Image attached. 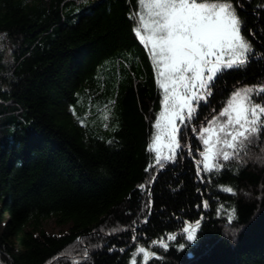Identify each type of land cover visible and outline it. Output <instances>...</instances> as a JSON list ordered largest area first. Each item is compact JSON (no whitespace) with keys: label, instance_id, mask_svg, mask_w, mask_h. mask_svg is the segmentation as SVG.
<instances>
[{"label":"trees","instance_id":"16d2710c","mask_svg":"<svg viewBox=\"0 0 264 264\" xmlns=\"http://www.w3.org/2000/svg\"><path fill=\"white\" fill-rule=\"evenodd\" d=\"M231 2L253 53L217 75L161 167L137 0H0V264H145L139 247L147 264H264V131L219 172L197 163L199 129L234 91L264 86V0Z\"/></svg>","mask_w":264,"mask_h":264},{"label":"snow or ice","instance_id":"6c2138e0","mask_svg":"<svg viewBox=\"0 0 264 264\" xmlns=\"http://www.w3.org/2000/svg\"><path fill=\"white\" fill-rule=\"evenodd\" d=\"M137 8L143 11L132 17L136 21L134 34L142 44L151 46L157 84L163 89V108L155 122L157 132L148 147L156 153V163L163 167L162 161L174 159L175 150L181 147L177 120L186 125L201 102H206L211 95V85L217 75L245 66L253 46L242 33L243 21L231 0H137ZM104 119H108L107 114ZM208 124L199 129L204 148L199 152L203 160L197 163H202L205 174H212L236 159L246 144L264 131V86L234 91L219 116ZM162 137L167 138L172 155L162 154L159 146ZM197 176H201L199 167ZM223 190L233 191L231 187ZM202 206L207 207V201ZM233 219L234 213H229L228 222ZM200 222L198 219L184 224L182 236L186 243L195 240ZM176 239L170 234L158 243L168 248L166 241ZM136 253L143 254L145 264L153 255L145 247L137 248ZM132 264H137L135 256Z\"/></svg>","mask_w":264,"mask_h":264},{"label":"rangeland","instance_id":"374dc122","mask_svg":"<svg viewBox=\"0 0 264 264\" xmlns=\"http://www.w3.org/2000/svg\"><path fill=\"white\" fill-rule=\"evenodd\" d=\"M141 9V11H143V9L142 8H140ZM144 46H145V48H146V50H147V52H148V54H149V58L151 59V63H152V65H153V72H154V76H155V79H156V83H157V79H158V73H157V70H156V68L154 67V61H153V59H152V56H151V46L150 45H145V44H143ZM224 59H227V57H224ZM157 86H158V84H157ZM158 88H159V91H160V93H161V96H162V99H163V89H161L159 86H158ZM208 97H210V96H208ZM162 99H161V101H162ZM162 108H163V106H162V103H161V109H160V112L162 111ZM159 112V113H160ZM158 116H159V114H158ZM157 116V117H158ZM218 117V116H217ZM217 117H215V118H217ZM214 119V118H213ZM220 119H224V118H220ZM156 122V121H155ZM177 125L179 126V128H180V125H181V123H180V121L179 120H177ZM209 126V124L206 126V127H208ZM213 127H215L214 125H213ZM156 132H157V129L155 128V123H154V128H153V134H152V136H151V139H150V144H152V142H153V136L156 134ZM207 135V134H206ZM167 143H168V140H167V138L166 137H162L161 138V141H160V147H161V151H162V154L163 155H172V152L168 149V147H167ZM180 148H178V149H176L175 150V154L177 153V151L179 150ZM151 154H152V160L154 161V162H156V160H155V155H156V153L155 152H151ZM203 159V158H202ZM164 161H167V160H164ZM5 218V217H4ZM43 226H44V228L48 231V232H50V233H56V232H58V231H62V230H64L65 228H66V226H60V225H57L56 223H55V221H54V219H49V220H47V221H45L44 222V224H43ZM143 259V258H142Z\"/></svg>","mask_w":264,"mask_h":264}]
</instances>
